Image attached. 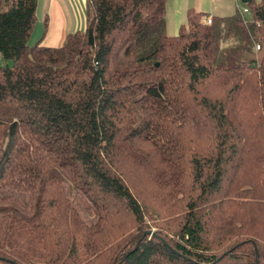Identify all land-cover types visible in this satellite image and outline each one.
<instances>
[{"label": "trees", "instance_id": "1", "mask_svg": "<svg viewBox=\"0 0 264 264\" xmlns=\"http://www.w3.org/2000/svg\"><path fill=\"white\" fill-rule=\"evenodd\" d=\"M166 1L89 0L52 48L0 0V264H264V0L174 36Z\"/></svg>", "mask_w": 264, "mask_h": 264}, {"label": "crops", "instance_id": "2", "mask_svg": "<svg viewBox=\"0 0 264 264\" xmlns=\"http://www.w3.org/2000/svg\"><path fill=\"white\" fill-rule=\"evenodd\" d=\"M232 1L167 0L164 14L165 32L168 36H174L178 27L185 23V13L188 9L207 16H214L213 12L216 9L214 7H218V5L231 6ZM88 2L89 0H36L35 12L39 5L42 12L40 25H42V20L46 19V29L41 45L57 48L62 44L67 34L80 31L76 26L72 31V25H85ZM216 11H219V7Z\"/></svg>", "mask_w": 264, "mask_h": 264}, {"label": "rangeland", "instance_id": "3", "mask_svg": "<svg viewBox=\"0 0 264 264\" xmlns=\"http://www.w3.org/2000/svg\"><path fill=\"white\" fill-rule=\"evenodd\" d=\"M241 0H233L232 1V4L231 6H223V5H218L219 7V11H216V9H218V7H214L216 8L215 9V12H213L214 16H230V15H233L235 13L239 14L242 16V18L244 19H248V15L244 14L243 13V9H245V5L243 3L240 2ZM254 3H257L259 2V0H252ZM226 2H228V0H226ZM79 6V5H77ZM41 6L39 5V8L36 9V12H35V18H36V22H35V25H34V28H33V32L29 38V44L31 45L37 38H39L40 34H41V25H40V22H41V18H42V12H41ZM84 23V22H83ZM82 23V24H83ZM76 26L77 30L79 29L80 31H83L84 30V25H72L73 29L72 31L74 30V27ZM71 31V32H72ZM4 64H8L9 65V62H3L0 60V66H3ZM66 193L68 195V197L70 198V201L73 205V207L75 208L76 212L78 213L79 217L86 223V224H89L93 221V217H89L85 214L83 208L79 205L78 203V196H79V193L75 192L74 189L72 188H66Z\"/></svg>", "mask_w": 264, "mask_h": 264}, {"label": "built area", "instance_id": "4", "mask_svg": "<svg viewBox=\"0 0 264 264\" xmlns=\"http://www.w3.org/2000/svg\"><path fill=\"white\" fill-rule=\"evenodd\" d=\"M243 13L246 14V15L248 14V11H247L246 8L243 9ZM203 22H204L206 25L210 24V16H206V17H204ZM254 49H255V51H257V50L259 49V47H258V46H255Z\"/></svg>", "mask_w": 264, "mask_h": 264}, {"label": "water", "instance_id": "5", "mask_svg": "<svg viewBox=\"0 0 264 264\" xmlns=\"http://www.w3.org/2000/svg\"><path fill=\"white\" fill-rule=\"evenodd\" d=\"M244 1H245V0H241L240 2H241V3H244Z\"/></svg>", "mask_w": 264, "mask_h": 264}]
</instances>
